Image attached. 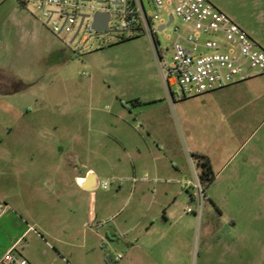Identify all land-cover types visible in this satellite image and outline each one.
Returning a JSON list of instances; mask_svg holds the SVG:
<instances>
[{
    "label": "crops",
    "instance_id": "crops-1",
    "mask_svg": "<svg viewBox=\"0 0 264 264\" xmlns=\"http://www.w3.org/2000/svg\"><path fill=\"white\" fill-rule=\"evenodd\" d=\"M23 1L0 45V98L41 102L0 116V259L16 245L15 253L32 264H188L197 233L195 215L185 210L193 202L185 185L193 176L190 154L210 158L216 176L207 196L216 206L217 186L230 179L233 188L252 177L254 158L240 159L241 147L207 133L189 132L184 141L170 110L142 107L157 98L112 114V125L86 123L70 81L45 92L52 79L42 75L75 55ZM211 1L263 45L226 3ZM257 164V178L264 179V159ZM104 176L117 185L104 187ZM100 187L110 190L99 200Z\"/></svg>",
    "mask_w": 264,
    "mask_h": 264
},
{
    "label": "rangeland",
    "instance_id": "rangeland-1",
    "mask_svg": "<svg viewBox=\"0 0 264 264\" xmlns=\"http://www.w3.org/2000/svg\"><path fill=\"white\" fill-rule=\"evenodd\" d=\"M216 1L226 3L229 11L256 30L264 45V0ZM90 5L88 1L78 10L67 9L69 12L93 13ZM95 5L98 6V3L95 2ZM16 9H19L18 0H0V45L8 40L7 33L12 23L10 16ZM28 11L39 18L42 25L56 35L59 43L75 55L70 63L65 62L56 70L42 75L44 80L52 79L45 92L61 91L63 84L70 81L72 90L80 94L81 117L86 123L92 121L97 126L112 125V114L125 107L133 108L139 100L157 98L154 103H146L142 107L170 110L175 116L181 138L184 133V141L189 142V132L207 133L210 140H224L236 148L241 147L240 159L247 155L254 158V162L250 160L248 163L252 177L242 181L241 185L235 182L237 187L228 188L230 179L217 186L219 206L207 199L200 219L188 212L195 215L197 228L194 252L188 264H264V179L257 178V161L264 159V73L187 97L181 94L178 85H173V103L162 80L155 49L147 35L125 38L112 29L90 32L85 23L71 42L75 32L59 35L46 22L42 10L29 4ZM55 18L62 22L61 17ZM166 21L167 12H163L157 23ZM177 25L182 29L185 26L178 16L170 25L158 31L161 47L170 59ZM85 37L88 39L85 40ZM33 89L39 90V86ZM40 102V98L37 100L24 95L13 99L0 98V116L26 103L34 107ZM135 122L140 126L139 121ZM106 179L110 189L117 185L116 179L104 176L103 180ZM110 189L100 187L99 200Z\"/></svg>",
    "mask_w": 264,
    "mask_h": 264
},
{
    "label": "built area",
    "instance_id": "built-area-1",
    "mask_svg": "<svg viewBox=\"0 0 264 264\" xmlns=\"http://www.w3.org/2000/svg\"><path fill=\"white\" fill-rule=\"evenodd\" d=\"M24 1L42 10L46 22L59 35L76 33L81 13L84 12H69L67 8L78 10L82 5H87L88 1L91 2L93 13H110L107 30L117 31L125 38L147 35L155 49L160 74L173 103V85H178L181 94L187 97L211 92L264 73V46L211 0ZM163 12H167L168 21L157 23ZM93 13L84 17L78 34L85 23L90 32L96 31L92 26ZM56 16L62 18L61 23ZM177 16L183 20L185 26L183 29L179 25L175 27L176 37L172 43L170 59L166 50L161 47L158 31L170 25ZM190 161L193 176L185 181V185L192 190L193 202L185 210L200 219L208 199L207 187L201 180L196 159L192 154ZM108 185L109 181L103 182L104 187ZM15 247L13 245L6 251L0 264H32L15 253ZM120 257L122 254L117 258Z\"/></svg>",
    "mask_w": 264,
    "mask_h": 264
},
{
    "label": "water",
    "instance_id": "water-1",
    "mask_svg": "<svg viewBox=\"0 0 264 264\" xmlns=\"http://www.w3.org/2000/svg\"><path fill=\"white\" fill-rule=\"evenodd\" d=\"M90 13H81V19L79 21V25L77 28L76 33L74 34L73 38L71 39V42L74 41L75 37L77 36L83 22H84V17L85 16H90ZM92 26L93 28L98 31V32H104L107 31L108 29V22L110 19V13L109 12H104V11H96L95 13H93V17H92ZM2 203V201L0 200V204Z\"/></svg>",
    "mask_w": 264,
    "mask_h": 264
},
{
    "label": "trees",
    "instance_id": "trees-1",
    "mask_svg": "<svg viewBox=\"0 0 264 264\" xmlns=\"http://www.w3.org/2000/svg\"><path fill=\"white\" fill-rule=\"evenodd\" d=\"M24 2V1H23ZM197 166L199 168L200 177L206 187H208L215 179V172L211 160L206 155L194 154Z\"/></svg>",
    "mask_w": 264,
    "mask_h": 264
}]
</instances>
